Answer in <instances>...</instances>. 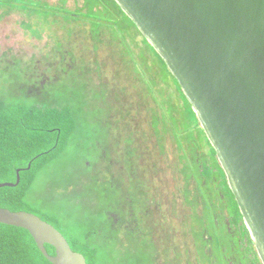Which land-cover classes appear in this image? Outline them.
Wrapping results in <instances>:
<instances>
[{
	"label": "trees",
	"instance_id": "trees-1",
	"mask_svg": "<svg viewBox=\"0 0 264 264\" xmlns=\"http://www.w3.org/2000/svg\"><path fill=\"white\" fill-rule=\"evenodd\" d=\"M68 4L0 0V21L29 16L52 42L43 61L0 56V183L21 178L0 188V207L51 223L88 264H262L164 59L115 0ZM77 159L80 188H62L60 202L35 194ZM0 264L53 263L28 230L0 223Z\"/></svg>",
	"mask_w": 264,
	"mask_h": 264
},
{
	"label": "water",
	"instance_id": "water-1",
	"mask_svg": "<svg viewBox=\"0 0 264 264\" xmlns=\"http://www.w3.org/2000/svg\"><path fill=\"white\" fill-rule=\"evenodd\" d=\"M115 1L192 104L264 264V0ZM0 223L28 230L53 264H88L35 213L0 207Z\"/></svg>",
	"mask_w": 264,
	"mask_h": 264
},
{
	"label": "rangeland",
	"instance_id": "rangeland-1",
	"mask_svg": "<svg viewBox=\"0 0 264 264\" xmlns=\"http://www.w3.org/2000/svg\"><path fill=\"white\" fill-rule=\"evenodd\" d=\"M52 4L59 3V0H46ZM82 0H68L70 6L74 7L77 2ZM4 9H0V16L3 14ZM33 22V19L29 18L24 14L18 12H13L12 14L5 16L3 20L0 21V56L3 52L12 50L10 55H17L23 58H35L43 61L47 53H50L52 42H50V33L43 29V39L39 40L34 36L32 28H35V22L32 25V28H27L24 25L25 22ZM42 30V29H41ZM67 162V161H66ZM68 163V162H67ZM64 168H69L68 174L62 176H53L47 178L46 175L40 177L35 194L38 193V196L47 197L58 196V202L61 200V195L64 194L63 189L68 184L76 183L78 188H80L79 183L87 182L88 180V171L84 170L82 162L80 160H75L73 163L67 167L64 165ZM67 170V169H65ZM72 172L73 174H70ZM12 183V182H6ZM57 192V193H56ZM57 194V195H56ZM60 194V195H59ZM97 204V201H95ZM65 206L68 205L67 202L63 203ZM69 210V208H68Z\"/></svg>",
	"mask_w": 264,
	"mask_h": 264
}]
</instances>
